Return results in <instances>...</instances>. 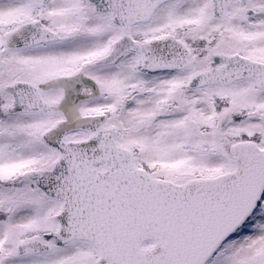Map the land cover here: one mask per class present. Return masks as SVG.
<instances>
[{
  "label": "snow or ice",
  "instance_id": "snow-or-ice-1",
  "mask_svg": "<svg viewBox=\"0 0 264 264\" xmlns=\"http://www.w3.org/2000/svg\"><path fill=\"white\" fill-rule=\"evenodd\" d=\"M0 264H264V0H0Z\"/></svg>",
  "mask_w": 264,
  "mask_h": 264
}]
</instances>
